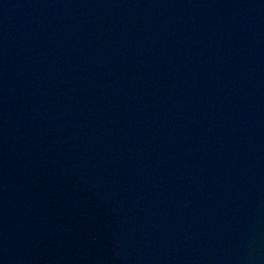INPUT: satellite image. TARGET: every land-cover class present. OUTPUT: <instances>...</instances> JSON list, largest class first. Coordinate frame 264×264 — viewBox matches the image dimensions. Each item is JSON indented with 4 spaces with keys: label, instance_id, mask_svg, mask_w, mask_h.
Returning <instances> with one entry per match:
<instances>
[{
    "label": "water",
    "instance_id": "obj_1",
    "mask_svg": "<svg viewBox=\"0 0 264 264\" xmlns=\"http://www.w3.org/2000/svg\"><path fill=\"white\" fill-rule=\"evenodd\" d=\"M0 264H264V0H0Z\"/></svg>",
    "mask_w": 264,
    "mask_h": 264
}]
</instances>
